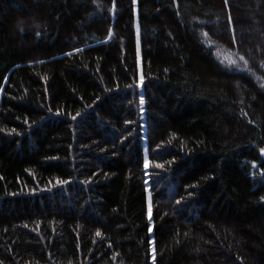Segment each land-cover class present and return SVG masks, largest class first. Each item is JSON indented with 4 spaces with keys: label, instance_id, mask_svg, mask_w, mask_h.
Wrapping results in <instances>:
<instances>
[{
    "label": "trees",
    "instance_id": "obj_1",
    "mask_svg": "<svg viewBox=\"0 0 264 264\" xmlns=\"http://www.w3.org/2000/svg\"><path fill=\"white\" fill-rule=\"evenodd\" d=\"M261 149L264 0H0V264H264Z\"/></svg>",
    "mask_w": 264,
    "mask_h": 264
},
{
    "label": "rangeland",
    "instance_id": "obj_2",
    "mask_svg": "<svg viewBox=\"0 0 264 264\" xmlns=\"http://www.w3.org/2000/svg\"><path fill=\"white\" fill-rule=\"evenodd\" d=\"M135 3H136V0H135ZM135 3H134V6H135ZM245 9H246V11L248 12V21H249V23H248V25L246 26V27H244V31H246V32H248V33H250L251 35H254V36H256L255 35V28L253 27V20H252V17H253V15L251 14V13H249V11H248V6H247V3H244V6H243ZM135 13H136V7H135ZM26 20H28L29 22L28 23H30L29 25L27 24L26 26H30V27H34L35 25H36V22L34 21V19H33V17H32V15L31 14H26V17H25V20H24V22H23V25L25 24V21ZM135 29H136V31H137V23L135 22ZM243 31V32H244ZM137 49H138V41H137ZM138 52V51H137ZM138 60H139V57H138ZM222 240V242L221 243H219V245H220V247L219 246H213V242L212 241H210L209 243H208V246L211 248V250H213L214 252H219L218 254V258H219V262H220V264H227L228 262L227 261H225L224 260V256H223V254L221 253V251H224L223 250V247H225V248H228V243H229V241L227 242V241H225V240H223V239H221ZM199 251V252H198ZM198 251H196V252H194V254H195V258H194V260L196 261L197 260V255L201 252L200 250H198ZM198 253V254H197ZM197 264H202V263H200V262H198Z\"/></svg>",
    "mask_w": 264,
    "mask_h": 264
},
{
    "label": "snow or ice",
    "instance_id": "obj_3",
    "mask_svg": "<svg viewBox=\"0 0 264 264\" xmlns=\"http://www.w3.org/2000/svg\"><path fill=\"white\" fill-rule=\"evenodd\" d=\"M133 2L135 3V0H133ZM225 3H227V0H225ZM71 53H69V55H70ZM141 80H143V77H141ZM144 103V100H143V97H141V104H143ZM75 117H73V119H74ZM261 152L262 153H264V149H261ZM59 183H66L65 181H60ZM150 219V218H149ZM149 231H151V229H149ZM98 235H99V233H98Z\"/></svg>",
    "mask_w": 264,
    "mask_h": 264
}]
</instances>
